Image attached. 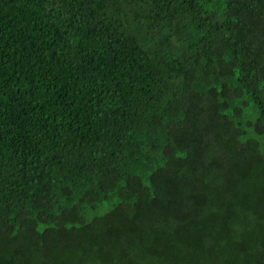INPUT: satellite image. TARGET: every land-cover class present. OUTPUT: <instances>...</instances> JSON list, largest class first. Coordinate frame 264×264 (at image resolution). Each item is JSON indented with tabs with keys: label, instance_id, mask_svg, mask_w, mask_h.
I'll return each instance as SVG.
<instances>
[{
	"label": "trees",
	"instance_id": "obj_1",
	"mask_svg": "<svg viewBox=\"0 0 264 264\" xmlns=\"http://www.w3.org/2000/svg\"><path fill=\"white\" fill-rule=\"evenodd\" d=\"M0 264H264V0H0Z\"/></svg>",
	"mask_w": 264,
	"mask_h": 264
}]
</instances>
